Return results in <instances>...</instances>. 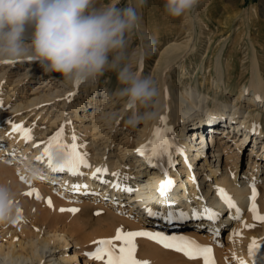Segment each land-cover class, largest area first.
I'll use <instances>...</instances> for the list:
<instances>
[{
	"label": "bare ground",
	"instance_id": "bare-ground-1",
	"mask_svg": "<svg viewBox=\"0 0 264 264\" xmlns=\"http://www.w3.org/2000/svg\"><path fill=\"white\" fill-rule=\"evenodd\" d=\"M140 27L141 34L143 33L140 42L156 44L163 39L161 33L154 34L148 30L146 23H141ZM194 37L190 35L181 43L178 38H175L174 43L169 44L159 53V59L153 71V75H157L158 72L161 75L159 87L157 86L159 95L156 97L154 108L156 116L152 120L143 121L141 126L136 127L133 136L129 134V128L120 140L122 147L119 150L115 147L114 134L123 128L122 122L116 121L114 116L111 118L110 110L107 111L108 114L101 108L102 105L106 107L110 101L116 102L117 90L110 92L104 85L103 95L108 102L102 104L100 100L94 99V108L91 113L89 115L84 113L87 111L84 98L90 99V95L96 92L100 97L98 94L100 78L77 84L63 77L62 80L57 81L61 85L51 89L52 84L49 86L51 81L48 82L46 79L40 81L43 76L40 75L39 82L31 88V96L28 97L25 105L18 103L5 107V101L12 100L11 95L4 98L0 93V117L4 115L5 110H10L13 115L28 108L45 123L44 131L35 129L33 124L27 125L25 120L11 121L9 118L0 125V184L9 186L15 194L17 204L15 215L24 214L26 217H31L32 223L36 221L32 230L22 233L26 236L25 239L18 237V232H22L19 224L12 220L3 222L1 237L6 240L5 243H0V263L3 261L2 264H80L76 254L64 253L63 256H57L58 253V255L62 254V248L71 242L69 237L56 233L51 235L40 229L39 222L47 219V215L46 213L36 215L33 212L32 207L38 203V200L35 195H25L33 189L43 202L51 200V205L61 204V201L59 203L57 197L50 191V189H57L58 195L74 200L76 205H83L84 211H99L102 214V220L115 223L118 225L115 227H119L118 229L124 232L147 231L161 233L168 237L179 235L191 237L200 245L212 249L214 264H240L241 261L243 264H252L248 259V250L253 240L257 242L256 251L264 257V222L254 220L249 210L252 203L250 185L254 182L258 193L255 200L257 215L264 216V130L262 125L264 124V74L256 55V48L252 45L248 83L236 92L233 102L220 103L213 98L212 103H209V94H204L203 89V93L200 92L197 86L191 84L188 90L184 87V94L176 96L170 81L171 72L177 67L178 62L185 61L188 53L193 51ZM224 55V45H222L214 58V74L211 73L214 75L212 79L216 94L226 91L229 86L225 84L226 73L222 65ZM139 59L141 60L138 63V73L143 75L144 59L141 57ZM38 65L42 67L39 62L27 59L0 63V83L3 81L13 92L23 94L26 84L24 80L29 78L32 70ZM9 68H15L14 75L18 73L20 75L17 76L18 79L9 80ZM20 72L23 73L20 74ZM205 83L206 81L204 85ZM91 101L89 104H92ZM122 102L121 116L136 110L133 106L127 105L124 100ZM112 105H110L111 108H113ZM100 109V118L104 119L105 123L93 124L98 120L99 114L96 110L99 112ZM53 110H57L59 115L54 114ZM68 110L71 115L65 119ZM78 113L80 115L77 116ZM74 117L89 121L90 125H86L82 133L75 127L68 128V121L72 123L70 119ZM161 117H166L167 127L172 130L170 137L174 136L182 141H180L182 150L175 151V154H182L187 159L186 163L177 167L179 176L169 172L172 183L164 195L154 191L146 193L150 187L144 186L145 177L156 178V174L147 176L148 169L144 163L146 159L139 157L137 152L138 148L147 144L152 138L154 129L161 126ZM12 125H21L24 130L30 129L31 139L25 141L22 133L13 132ZM61 127H63L61 142L70 146L73 143L72 136L75 135L77 150L86 157V163L89 165L88 167L81 165L78 168V175H72L66 169L53 171L48 167L47 158L38 159L42 156L49 139ZM85 132H90L93 136L92 145L86 144L81 139V136H86ZM110 132H113L111 140H109ZM197 132L208 134L209 137L195 139ZM226 132L228 134L224 136ZM252 140L253 145L250 147L249 143ZM248 146V167L244 172H240L238 171L239 154ZM115 151L118 153L114 157ZM60 159L59 155L54 156V166L59 165ZM200 159L203 161L199 168L194 167V163ZM98 168L107 169V172L97 173L94 178L93 173ZM196 169L205 172V176L198 179L194 171ZM113 173H119V176H113ZM33 179L37 180V187L32 189L30 186L32 182H35ZM116 183L121 186L120 189L112 187ZM180 189H184L182 195L178 194ZM218 189L224 191L235 208L227 206L218 193ZM107 197L110 199L109 204L103 206V201ZM114 204L118 207H112ZM205 207L217 214L214 221L199 215ZM146 209H151L160 215L149 216ZM237 209H239V216H237ZM124 210L128 212L126 217L122 215ZM170 211L183 212L188 218L185 220L174 218L169 222L166 216ZM193 211L198 214L197 218H193ZM132 214H136L133 220L130 219ZM235 219L238 221H234ZM225 223L233 224L232 230L226 236V240L230 242V247L226 249L229 251L231 260H226L222 250L213 245L214 240H211L213 236L208 235L213 233L214 236H218L220 231L226 229ZM113 226L112 224V228ZM107 233L105 240H112L116 236L113 237L114 231L112 235L110 230ZM135 240H138L139 244L140 240L144 242L140 246L143 245L145 251L139 246L143 250L140 257L148 264H203L201 258L190 260L183 253L165 248L152 239L137 237ZM97 247L98 245L95 249ZM112 248L118 250L119 245L114 241ZM138 260L141 261L140 258Z\"/></svg>",
	"mask_w": 264,
	"mask_h": 264
},
{
	"label": "rangeland",
	"instance_id": "rangeland-1",
	"mask_svg": "<svg viewBox=\"0 0 264 264\" xmlns=\"http://www.w3.org/2000/svg\"><path fill=\"white\" fill-rule=\"evenodd\" d=\"M133 2L134 0H96L95 7H101L102 5L112 3L115 4L117 7L122 8ZM163 3L164 0H147L146 5L140 10L142 14L141 23L142 24L146 23V25L149 28L148 30L152 31L154 34L161 33L163 39L160 42L156 44L155 42H144V43L140 42V38L143 34V33L141 34V27H139V29L134 30L133 32L129 33L126 36V40H127L126 62L132 65L134 71L138 72L139 70L138 63H140L141 60L139 58L140 57L143 58L145 65V66L143 65V71L144 70L145 71L142 76L150 77L154 82L155 81L157 82V83L155 82V84L156 86L159 87L161 80V75H159L160 72H158L157 75H153L154 66L157 63V60L159 59V55H160L159 53H161V51L165 49V47H167L169 44L174 43L175 38H178L179 43H181L184 42L188 36L193 35L195 36L194 37L195 41L192 43V45H194L193 51L188 53L187 59H185V61H179L177 67L171 72L170 81L174 89V93L177 94L176 96H180L184 94L185 93L184 87L188 90V87L190 86L189 84H191L192 86H197L200 92L203 93L204 91V94L207 93L209 94L210 96L209 103H212L213 98L220 103L226 101L228 103L233 102V98H234L233 96H235L236 92L243 85H246L248 83V79L250 76V64H251L250 61L253 53L252 45L256 48V55L258 61L261 64L262 71L264 74V0H201L199 6L196 8V10L193 13L183 18H177V19L168 18L164 15ZM222 45H224V54H225L223 56L224 59L222 60L223 70L226 73L225 84L229 86L227 87L226 91L216 94L215 93L216 87L214 86L215 84H213V79H212L214 77V75H212L214 74L213 64L215 61L214 58L217 55V52ZM202 64H204V68H202ZM43 70L45 69L43 67H39V65L32 70V72L29 75V78L27 80H24L26 84L24 86L25 90L23 94H21V92L18 93L13 92L7 87L8 84H5V82L2 81L0 83V93L2 94V97L6 98L8 95H11L10 99H12V100H8L7 102L5 101V107L9 105L14 106L15 104L18 103H23L25 105L28 101V97L31 96L30 95L32 90L31 88L35 83L39 82L38 78L40 75H43L40 81H42L43 79H46L48 82L51 81V83L49 84V86L52 84L50 87L51 89L56 85L57 87L61 85L57 81L60 79L62 80L63 76H61L59 73L49 72V71L44 72ZM8 72H9L8 74L10 75L9 76L10 81L16 80L18 79L17 76H20L18 75L19 73L17 75H14L16 73L15 68L14 69L9 68ZM23 72H20V74H22ZM99 78H100V84H99L98 94H100L99 95L100 97L97 96V92H96L95 94L90 95V99L84 98V101H86L85 105L87 106V111L84 112L86 115L87 114L89 115L93 110L94 108L93 105L95 103L94 99L100 100V103L102 104L108 102V100L104 98L105 95H103L104 85H106V88H108L110 92L113 91L115 92L117 89L122 87V85H120L118 82L117 73L115 71H106L104 75L100 76ZM204 81H206L205 85H204ZM54 82L55 84L53 85ZM80 99H83V97L82 98L80 97ZM90 101L92 104H89ZM122 101L123 99L118 98L116 99V102L114 101L115 103L113 101L112 102L110 101L106 107L103 105L101 106V108L105 110L106 113L108 114L109 112L107 111L110 110L111 118L114 116L113 118L114 119L116 118V121L120 123L122 122L123 128H120L114 134L115 136L114 143H115V147L118 150L122 147V145H120L121 142L120 140L122 139L123 134L127 133L128 129L130 128L129 134L133 136L134 129L143 124V121L136 124L135 126H131L127 123L128 117L131 114L125 116L120 115V111L123 109L121 105L123 103ZM113 103L114 105H112ZM110 105H112L113 108H111ZM154 108L151 110L154 111ZM50 109L52 110L54 108H50ZM140 111L143 112L144 109L141 108ZM96 113L99 114L97 120L99 123L96 121V123L93 124H100V125L104 124L105 123L104 119L100 118L101 109L99 112H97L96 110ZM54 114L59 115L57 110L54 111ZM69 115L71 114H69V110H68L65 114V119H67V116ZM78 115L80 114L78 113L77 116ZM50 116L51 115H49V117ZM52 117H54V115H52ZM6 119H9L11 121L25 120L27 125L33 124V126H35V129L44 131V126H45L44 121L40 120V118H37V116H35L34 113H32V111H30L28 108L22 109L19 113L13 115L11 114L10 110H5L4 115L0 117V125H3ZM70 120H71L70 122L72 123H69L68 121L67 127L68 128L75 127V129H77L80 133H82V131L85 130L86 125H90L89 121H85L77 117H74V119L72 118ZM262 125L264 130V124ZM85 134L86 136H81V139L84 140L86 144L92 145L93 136L91 135L90 132H85ZM112 135L113 132H110L109 140L112 139L111 138ZM252 145H253V140L249 143L250 147ZM249 146L246 148V150L242 149L239 154L240 160H239L238 171L240 172H244L248 167L249 158L247 157L248 154L247 149L249 148ZM116 153L118 152L117 151L114 152L113 155L114 157L116 156ZM0 155H1V151H0ZM141 158L145 159L144 156ZM114 160L116 161V159ZM202 161L201 159L196 161L194 163V167L199 168ZM194 171H196L198 179H200L201 176H205L206 174L205 172L198 171L197 169ZM175 175L179 176L180 173H178L177 171ZM36 182L37 180L31 183L32 186L30 187L32 189L37 187ZM56 190L50 189L53 196L57 197L59 203L61 201V204H55L58 207H56L53 204L51 207H49L45 201L44 202L42 201V198L41 199L36 198V200H38V203L34 205L32 208H33V212H35L36 215H40L42 213H46L47 215V219L39 222L40 229H42L44 232L50 233L51 235L56 233V234H63L69 237V240L71 242H69L68 245H65L61 250L62 254L58 255L59 254L58 253L57 256L58 257L63 256L64 253L76 254L78 256V260L80 261V264H100V263L103 264L102 261H96L94 259H90L89 254L93 253L96 250L95 246L98 245L96 242L100 240H105L106 235H108L107 232H109V230L111 235L113 234L112 232L114 231L113 234L114 237V235H116L115 232H117L116 230L119 228V227L116 228L115 226L118 225H116L115 223H111L110 221L102 220L101 217L102 214H100L99 211H84L82 209L83 205L80 206L76 205L74 203L75 202L74 200H68V198H65V196L58 195L57 193L58 190L57 191ZM150 191H154V190L150 188V190H148L146 193ZM183 191L184 189H180L178 194L182 195ZM109 201L110 199L107 197L106 200L103 201V206L109 204ZM27 207H31V206L27 205ZM112 207H118V205L114 204V206ZM112 207L110 208L113 209ZM126 208L128 209V207ZM61 209H65V211H61ZM69 209H77L78 211L73 213L71 211H68ZM127 214H128L127 210L126 212L125 210L122 211V215L124 217H126ZM130 217H131L130 219L133 220V218L134 219L136 218V214H132ZM12 221H15L17 224L20 225V228L22 230V232H18V237L20 239L21 238L25 239L26 236L22 233L28 232L30 229L32 230L34 224H36V221L32 223L31 217L29 216L26 217L24 214L19 215V217L18 215H15V218ZM234 221H238V220L235 219ZM2 224L4 223L0 222V243H5L6 239L4 237H1L3 235V233H1ZM112 224L114 225L113 228H112ZM224 226L226 229L220 231L218 236H214L213 233L208 235L210 237L213 236V238L211 239L214 240V242H212L213 245L217 246L220 250H222V253L226 257V260L227 259L231 260L229 251H227L228 249H226L230 247V242L226 240V236L232 230L233 224L231 225V223H225ZM114 227L116 229H114ZM114 238H112V240ZM138 240H135L134 242L135 245L136 243H138ZM75 242H77L78 244H74ZM115 243L119 245V247L121 246V243L119 241L118 242L115 241ZM141 243L144 244V242L143 241L141 242L140 240V244L138 243L136 245L135 257L137 260L140 258V260L142 261L141 254H143L142 249H144V247L143 245H142L143 248L140 246ZM257 253L261 255L259 252ZM262 258L264 260L263 256ZM2 263L3 261L0 264Z\"/></svg>",
	"mask_w": 264,
	"mask_h": 264
},
{
	"label": "clouds",
	"instance_id": "clouds-1",
	"mask_svg": "<svg viewBox=\"0 0 264 264\" xmlns=\"http://www.w3.org/2000/svg\"><path fill=\"white\" fill-rule=\"evenodd\" d=\"M146 2L134 0L121 8L112 3L95 7L96 0H0V63L37 61L45 71L80 83L115 71L122 85L115 95L136 109L127 123L152 120L158 88L126 62V36L139 29ZM200 2L164 0L163 13L183 18ZM16 209L14 192L0 184V222L13 220Z\"/></svg>",
	"mask_w": 264,
	"mask_h": 264
},
{
	"label": "snow or ice",
	"instance_id": "snow-or-ice-1",
	"mask_svg": "<svg viewBox=\"0 0 264 264\" xmlns=\"http://www.w3.org/2000/svg\"><path fill=\"white\" fill-rule=\"evenodd\" d=\"M79 82H77L78 84ZM131 106V105H129ZM255 128V126H254ZM13 132H20L22 133V137L25 141L31 139V130H24L23 126L21 125H12ZM172 130L167 127L166 117H161V126H158L154 129L153 136L149 140V142L145 145H142L140 148L137 149L138 154L144 155L145 159L151 162L153 158L157 157H167L169 166L172 165L171 160V152L170 149L176 152L180 150L178 148L173 147V143L171 142V134ZM63 136V127L54 134L53 137L49 139L47 142V146L44 147L42 156L38 159L47 158L48 167L53 171H63L68 170V172L72 175H78V168L83 165L84 167H88L86 163V157L82 155L78 150V146L75 143L76 137L75 135L72 136L73 143L72 145H64L61 142V138ZM59 155L61 157L60 163L58 166H54V156ZM107 169L98 168L93 173V177L95 178L97 173H106ZM167 174L165 173V176ZM113 176L118 177L119 173H113ZM112 187L120 189V185L118 183L113 184ZM171 187V181L165 180L161 183L160 186V194H166V191L169 190ZM251 187V206L250 211L253 214V219L257 221L264 222V216L257 215V209L255 205V200L258 195L255 184L253 182ZM122 190H130V189H122ZM218 193L220 194L221 198L226 202L229 208H235V205L231 201L229 197L224 194L222 189H218ZM27 196L35 195L37 199H39V194L35 192V190H31L25 193ZM46 203L49 207H51V200H47ZM61 211H65V209H61ZM75 213L78 211L77 209H69ZM149 216H159L160 213L154 212L151 209L145 210ZM19 217V213L17 214ZM201 217H206L210 220H215L217 218V214L212 212L210 209L205 207L203 212L199 214ZM193 218H197L198 214L193 211L192 214ZM237 216H239V209H237ZM177 220H185L187 219V214L183 212L174 213L168 212L166 219L171 222L173 219ZM137 237H146L160 243L163 247L168 249H173L175 251L181 252L184 256L190 260L201 258L203 264H214L212 259V249L208 247H201L197 245L194 241L187 240L184 237H168L161 233H151L147 231H129L124 232L121 229H117L116 236L114 238L115 241H119L121 246L119 249H113L112 245L114 243L113 240H100L96 242L98 247L93 253L89 254L90 259H94L96 261H102L103 264H148L147 261H139L135 258L136 253V245L134 243ZM257 247V242L255 240L249 245V256H253L254 252ZM118 252V254H117ZM240 264H243L241 261Z\"/></svg>",
	"mask_w": 264,
	"mask_h": 264
}]
</instances>
